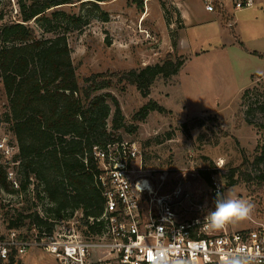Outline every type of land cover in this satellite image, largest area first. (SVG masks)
<instances>
[{
  "label": "rangeland",
  "instance_id": "374dc122",
  "mask_svg": "<svg viewBox=\"0 0 264 264\" xmlns=\"http://www.w3.org/2000/svg\"><path fill=\"white\" fill-rule=\"evenodd\" d=\"M146 1L75 0L50 9L48 16L54 11L61 13L50 22L33 20L29 25L38 38L66 36L80 85L93 74L140 70L162 63L169 54L182 56L185 64L179 73L169 80L158 78L147 97L124 81L115 80L100 90L98 93L105 95L110 105L106 128L115 138L136 144L141 157L135 168L141 169L155 188L163 184L160 193L170 192L181 183L197 199L210 204V183L201 174L208 171L212 180L221 182L224 192L231 191L254 204L251 217L229 224L230 230L264 225V179L260 178L264 175V120L257 110L259 102L264 101V60L247 54L240 41L221 37L213 23L187 25L183 30L177 19L170 32L168 20L177 14L168 4L170 0H164L168 4L167 12L163 10L167 19L157 16L162 0L147 3L153 15L144 19L140 12ZM189 1L197 9L199 20L209 18L201 10V0ZM18 11L17 0H0V24L15 21ZM105 13L107 20H103ZM179 35L184 38L182 49L176 48L172 53ZM108 95L120 105L119 129L113 128L115 107ZM150 101L165 111L154 110L142 117L139 112ZM6 102L0 81L1 113L6 110ZM232 172L238 182L229 186L224 174ZM164 175L166 180L162 182ZM19 200L17 195L0 190L3 232L6 212L19 207ZM37 208L42 211L43 206ZM81 217V212H76L71 219L59 221L56 230L80 231ZM19 231L30 234L24 228ZM13 264L58 262L53 255L32 249L14 257Z\"/></svg>",
  "mask_w": 264,
  "mask_h": 264
},
{
  "label": "trees",
  "instance_id": "16d2710c",
  "mask_svg": "<svg viewBox=\"0 0 264 264\" xmlns=\"http://www.w3.org/2000/svg\"><path fill=\"white\" fill-rule=\"evenodd\" d=\"M74 2L17 0L18 18L0 24V81L7 101L0 122L8 123L20 148L18 189L11 186L6 172L0 169V190L21 199L19 207L6 212V229L24 228L30 232L37 227L52 234L59 221L81 212L83 235L101 232L102 224L97 219L104 212L105 197L93 149L120 139L106 128L110 105L106 96L98 92L117 80L135 85L147 97L158 78L169 80L185 64L182 56L169 54L162 63L122 73L93 74L80 85L66 36L38 38L29 25L33 20L50 22L61 15L59 11L46 15L50 9ZM107 19L108 14H103V20ZM177 45L175 41L174 48ZM108 97L115 107L113 128L119 129V102L111 95ZM259 103L257 110L264 120V101ZM154 110L165 111L157 102L150 101L139 114L145 117ZM201 174L211 184V173ZM224 177L229 186L238 182L233 172ZM260 178L264 179V175ZM40 205L42 211L37 208ZM13 258L5 264H13ZM0 264H4L2 259Z\"/></svg>",
  "mask_w": 264,
  "mask_h": 264
},
{
  "label": "built area",
  "instance_id": "2783aa9c",
  "mask_svg": "<svg viewBox=\"0 0 264 264\" xmlns=\"http://www.w3.org/2000/svg\"><path fill=\"white\" fill-rule=\"evenodd\" d=\"M203 1L208 11H215L210 0ZM252 5V0L236 3L238 8ZM93 151L105 197L104 212L97 219L101 232L84 236L81 231L56 230L50 234L34 227L23 235L16 229L3 232L0 226V259L8 262L11 256L40 249L53 255L58 264H155V253L163 248L169 264H221L232 253L254 254L255 264H264V225L243 231H232L229 224L222 230L210 228L207 212L217 190L224 192L221 182L212 180L210 204L197 199L181 183L160 193L163 184L155 188L135 168L141 157L136 144L118 140L95 146ZM19 153L8 123L0 122V169L14 189L19 188ZM161 179L164 182L166 175Z\"/></svg>",
  "mask_w": 264,
  "mask_h": 264
},
{
  "label": "crops",
  "instance_id": "0c3cea01",
  "mask_svg": "<svg viewBox=\"0 0 264 264\" xmlns=\"http://www.w3.org/2000/svg\"><path fill=\"white\" fill-rule=\"evenodd\" d=\"M117 2L112 0L111 2ZM152 0L145 2L141 15H144V19H149L153 15V10L150 6H146ZM201 0V10L209 16L206 20H199V14L195 9L194 4H190L189 0H170V3L175 11H177L176 17L170 16V32H173L174 24L176 20H180V26L186 28L187 25H202L206 22L213 23L214 29L218 34L223 37H229L230 40L240 41L243 49L247 54L253 57L264 60V0H252L253 5L250 7L238 8L236 3L242 0H210L215 6L216 11L210 12L206 9V3ZM162 6L159 7L158 18H163L165 15L166 5L168 4L162 0ZM144 9V11H143ZM164 10V11H163ZM162 16V17H161ZM157 18V19H158ZM163 20V19H162ZM191 23V24H190ZM185 30V29H183ZM183 35H179L178 45L176 48L182 49ZM234 41H229L230 44ZM173 49L172 53L175 51ZM263 71V70H262Z\"/></svg>",
  "mask_w": 264,
  "mask_h": 264
},
{
  "label": "clouds",
  "instance_id": "9594fccd",
  "mask_svg": "<svg viewBox=\"0 0 264 264\" xmlns=\"http://www.w3.org/2000/svg\"><path fill=\"white\" fill-rule=\"evenodd\" d=\"M212 204L213 207L207 212L206 219L210 228L214 230H222L228 224L247 220L254 210V204L249 200L242 199L231 191L222 192L220 189L217 190ZM155 255V264H169L167 252L163 248L158 249ZM221 264H255V255L232 253L226 255Z\"/></svg>",
  "mask_w": 264,
  "mask_h": 264
},
{
  "label": "bare ground",
  "instance_id": "6f19581e",
  "mask_svg": "<svg viewBox=\"0 0 264 264\" xmlns=\"http://www.w3.org/2000/svg\"><path fill=\"white\" fill-rule=\"evenodd\" d=\"M144 184H145V185H149L148 181H144Z\"/></svg>",
  "mask_w": 264,
  "mask_h": 264
}]
</instances>
